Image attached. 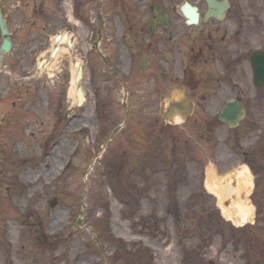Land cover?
<instances>
[{
	"label": "rangeland",
	"instance_id": "374dc122",
	"mask_svg": "<svg viewBox=\"0 0 264 264\" xmlns=\"http://www.w3.org/2000/svg\"><path fill=\"white\" fill-rule=\"evenodd\" d=\"M42 3L51 8L46 0L4 3L14 48L4 58L0 78V264H112L118 248L126 249L122 260L139 264L145 248L152 253L150 264H254L255 257L264 263V113L249 115L234 132L226 126L201 132L202 116L174 124L175 156L155 166L156 158L145 153L162 119L155 111L137 112L136 98L123 108L119 88L113 89L101 60L90 52L87 27L79 19L70 22L68 10L58 26L43 31ZM59 33L78 49L65 56L64 41L57 60L40 62ZM114 43L117 38L104 48ZM78 60L85 68L82 108L70 96ZM203 119L215 127L212 116ZM119 126L120 134L108 144ZM188 142L192 152L185 150ZM182 151L188 157L180 166L173 162ZM244 165L263 213L250 228L252 242L239 236L233 243L217 235V211L204 186L215 169L238 173ZM114 175L126 185L120 193L130 199L131 210L116 197ZM209 227L211 239L205 237ZM110 235L117 246L108 242Z\"/></svg>",
	"mask_w": 264,
	"mask_h": 264
},
{
	"label": "flooded vegetation",
	"instance_id": "af4514ba",
	"mask_svg": "<svg viewBox=\"0 0 264 264\" xmlns=\"http://www.w3.org/2000/svg\"><path fill=\"white\" fill-rule=\"evenodd\" d=\"M53 1L62 14V0ZM74 2L85 4L83 13L90 30L95 28V19L99 21L97 32H101L103 47L105 41L112 43L117 38L119 43L112 49L105 48V62L108 66L116 63L123 78H132L124 86V94L139 100L142 113L160 112L155 101L166 98L176 87L190 94L194 115H216L233 98L247 103L250 114L263 113L264 86L255 87L248 67L250 53L264 51V0H228L230 8L222 19L206 20L207 11L200 8L198 27L187 24L176 4L179 0Z\"/></svg>",
	"mask_w": 264,
	"mask_h": 264
},
{
	"label": "water",
	"instance_id": "95a60500",
	"mask_svg": "<svg viewBox=\"0 0 264 264\" xmlns=\"http://www.w3.org/2000/svg\"><path fill=\"white\" fill-rule=\"evenodd\" d=\"M209 1H210V3H212L213 0H209ZM1 4H2V0H0V30H1L2 36L4 37V45L2 47V52L8 53L11 50V42L9 40V31H8V27L6 25V22L4 21ZM57 51H58V49L55 50V52L53 53L52 57L55 56ZM1 60H2V58H1V54H0V68H1ZM77 65H79V64H77ZM81 73H82V70L80 68L79 73H78V78H77L78 82L81 79ZM78 94H79V105H81L82 102H83L81 89H79ZM227 108L228 109H225V111H230L231 110L230 112H232V110H234V109L236 111L234 110V114H227V113L226 114H221L220 117H219V120L221 122H223V121L227 122L228 124H230V126L238 125L240 120H242L244 118V110L240 106L234 107L232 105L228 106ZM182 116L186 117V114H182ZM164 118L165 119H169V118H172V116L169 117L167 115H164ZM256 264H261V263L257 262Z\"/></svg>",
	"mask_w": 264,
	"mask_h": 264
},
{
	"label": "bare ground",
	"instance_id": "6f19581e",
	"mask_svg": "<svg viewBox=\"0 0 264 264\" xmlns=\"http://www.w3.org/2000/svg\"><path fill=\"white\" fill-rule=\"evenodd\" d=\"M62 41H63V39H62ZM74 73V72H73ZM73 84L75 85V80H74V78H73ZM70 96L75 100V102L77 101V95H76V88L73 86L72 88H71V90H70ZM240 173H239V175L242 177V178H244L245 179V181L246 182H248L249 180H251V177H250V172H249V169L247 168V167H245L244 169H240V171H239ZM243 213L247 216L246 218H245V220L244 221H246L247 219H248V217L250 216V209H248V208H244L243 210ZM238 222V221H237ZM56 223H54V225H55Z\"/></svg>",
	"mask_w": 264,
	"mask_h": 264
},
{
	"label": "trees",
	"instance_id": "16d2710c",
	"mask_svg": "<svg viewBox=\"0 0 264 264\" xmlns=\"http://www.w3.org/2000/svg\"><path fill=\"white\" fill-rule=\"evenodd\" d=\"M126 197H127V195H124V199H127V201L130 202V200Z\"/></svg>",
	"mask_w": 264,
	"mask_h": 264
}]
</instances>
